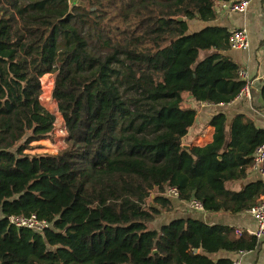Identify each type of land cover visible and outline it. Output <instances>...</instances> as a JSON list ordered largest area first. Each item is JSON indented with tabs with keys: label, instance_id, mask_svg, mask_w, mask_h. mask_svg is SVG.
<instances>
[{
	"label": "trees",
	"instance_id": "obj_1",
	"mask_svg": "<svg viewBox=\"0 0 264 264\" xmlns=\"http://www.w3.org/2000/svg\"><path fill=\"white\" fill-rule=\"evenodd\" d=\"M229 1L0 0V264H230L208 256L256 248L234 228L191 218L150 226L172 211L168 188L214 214L245 213L264 196L262 181L244 183L264 130L242 115L229 124L214 115L212 142L183 149L196 111L182 95L229 104L243 86L222 57L231 32H188ZM45 75L65 148L31 154L55 130L40 103ZM31 215L50 227L10 225Z\"/></svg>",
	"mask_w": 264,
	"mask_h": 264
},
{
	"label": "crops",
	"instance_id": "obj_2",
	"mask_svg": "<svg viewBox=\"0 0 264 264\" xmlns=\"http://www.w3.org/2000/svg\"><path fill=\"white\" fill-rule=\"evenodd\" d=\"M230 2L231 0L229 2H216L214 6L216 15L212 22L203 23L199 20H192L188 24V29L190 24H192V28L196 32L206 26L222 27L229 32L240 28L246 29L249 48L245 51L231 50L228 45V51L222 57H229L238 66V69H246L252 79L250 85L251 99L248 100L237 95L229 104L213 105L198 103L189 94H183L180 105L183 108H190L196 111L195 123L183 139L184 145L188 146L189 149L192 147H204L212 142L214 129L209 127L208 124L211 118L219 113L225 116L227 124L235 116L242 115L245 120L252 122L257 129L264 130V98L262 92L264 87L258 80V77L264 74V0H251L249 8L244 14L229 11ZM209 54H211V51L202 52L203 58ZM257 181L264 183V178L250 167L246 172L244 183ZM241 186L242 183L226 184V188L231 190H236ZM164 197L171 202L173 208L171 212H162L153 221L151 226L154 229H159L161 226L177 218H191L207 225L228 226L235 229L236 236H238L236 231L239 230L244 237H251L248 232L256 228L255 220L248 211L235 215L206 213L204 211H195L189 207V202L168 197L166 193ZM261 198L260 200H262ZM196 253H199V251L196 250ZM208 257L214 262L230 261L231 264L234 259L240 257L241 264H264V236L257 241V246L254 250L244 251V254L241 256L238 252L220 251Z\"/></svg>",
	"mask_w": 264,
	"mask_h": 264
},
{
	"label": "built area",
	"instance_id": "obj_3",
	"mask_svg": "<svg viewBox=\"0 0 264 264\" xmlns=\"http://www.w3.org/2000/svg\"><path fill=\"white\" fill-rule=\"evenodd\" d=\"M250 2L251 0H231L229 4V11L244 14L249 8ZM228 45L231 50H247L249 48V42L246 29L240 28L232 31L228 40ZM236 75L238 79L243 82V86L238 93V97H244L250 100V85L252 83V79L248 75L246 69L243 68L238 69ZM258 80L264 87V74L260 75ZM251 168L264 178V143L254 151ZM166 195L171 198H178V191L175 188H168L166 190ZM261 199L262 200L259 201V204L248 210V213L253 217L256 223V228L248 233L257 241L262 239L264 236V196ZM188 205L195 211H203L201 203L196 200L190 201ZM9 222L10 225L15 228L29 229L37 233H43L50 227L47 222L39 220L35 215H31L29 217L12 216L9 218ZM236 234L241 236L242 232L237 230ZM238 254L241 256L244 254V251H239ZM231 264H241V258L237 257L231 262Z\"/></svg>",
	"mask_w": 264,
	"mask_h": 264
},
{
	"label": "rangeland",
	"instance_id": "obj_4",
	"mask_svg": "<svg viewBox=\"0 0 264 264\" xmlns=\"http://www.w3.org/2000/svg\"><path fill=\"white\" fill-rule=\"evenodd\" d=\"M188 32L190 33L196 32L192 28V24H190ZM199 58L200 59L203 58L202 53L200 54ZM40 81H41V88H42L41 95H40V103L46 108V110L49 113L55 116V130L52 134V141L42 140L39 142H34L31 144V146H37V148H34L28 152L31 154L33 153L56 154L58 151L65 148L66 131H64L65 128L62 122V118L57 112V105L53 100L50 99L51 90L53 86L52 78L49 75H45L44 77L41 78ZM158 221H160V219H158Z\"/></svg>",
	"mask_w": 264,
	"mask_h": 264
},
{
	"label": "water",
	"instance_id": "obj_5",
	"mask_svg": "<svg viewBox=\"0 0 264 264\" xmlns=\"http://www.w3.org/2000/svg\"><path fill=\"white\" fill-rule=\"evenodd\" d=\"M67 2H68V6L70 8H72L74 6H78L80 4L81 0H67ZM173 20L178 21V22H182L184 20V18L180 16V17L173 18ZM183 149L189 151V147L188 146L184 145ZM195 252H196V250H194V253Z\"/></svg>",
	"mask_w": 264,
	"mask_h": 264
}]
</instances>
